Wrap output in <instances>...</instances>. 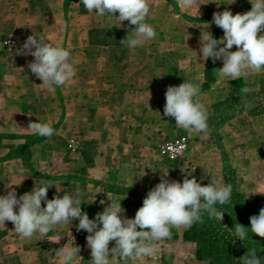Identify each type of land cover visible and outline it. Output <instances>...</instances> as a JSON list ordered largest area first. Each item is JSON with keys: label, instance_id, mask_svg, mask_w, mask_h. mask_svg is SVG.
I'll list each match as a JSON object with an SVG mask.
<instances>
[{"label": "crops", "instance_id": "0c3cea01", "mask_svg": "<svg viewBox=\"0 0 264 264\" xmlns=\"http://www.w3.org/2000/svg\"><path fill=\"white\" fill-rule=\"evenodd\" d=\"M32 1L0 0V44L9 31H14L16 35L22 32L18 31L22 26L18 17L10 18L7 14H16L19 11L34 12L32 7L35 2L32 3ZM61 1L64 3V0ZM163 2L164 4L155 5L153 11L162 12V10H165L171 12V8L168 10V1L164 0ZM200 2L207 4L200 6L199 16L196 14L195 9L183 11L194 17L191 24L195 25L196 33L183 39L179 37L167 38L162 37L161 34L165 28L160 26L159 38L147 41L148 44L157 46V51L155 50L153 53V60L158 63L162 61V54L159 52L161 51L160 46L181 44L187 52L180 61L183 63L173 64V67L171 65L165 72L162 71L161 64H157V67L155 65L147 75L159 78V83L162 76L191 78L190 82L195 80L193 84L200 88L197 99L205 105L209 115L210 110L216 104L225 101L230 95L262 91L264 69L259 73L249 75L247 78L241 77L231 81L219 78L217 72L218 69L223 67L222 60L213 63L212 59L209 58L204 61L202 54L199 52V37L202 30L210 31L213 37L217 30L214 23L207 29V23L212 20L206 17L211 13L223 12L224 10H230L233 15L243 14L250 11L252 5L249 0H235V3H232V0H200ZM179 11H182L180 6ZM154 25H157V23H154ZM223 35L214 38L220 39ZM89 42L91 43L93 40L90 39ZM236 50V46L231 49V51ZM17 53L13 58H10L2 53L0 48V135H3L0 139V195H6L11 188H15L19 197L26 192H30L35 186L41 187L51 182L62 190L57 193L56 186H50L47 193L49 200L56 195L62 197L66 193L74 196L79 190L82 193L81 199L85 202L82 203V206H85L95 218L98 212H102L111 203L108 194L117 202L122 200L121 206L126 210L124 216L134 218L136 211L141 207L142 199L146 197L150 189L160 182L162 175L161 169L155 162L156 152L149 150V146L155 142V137L151 136V139H149L150 136L147 137L146 147L140 148L142 152H123L121 151L122 147L130 149V144L126 140L118 139L121 132H126V129L124 131L120 130L117 126L122 124L123 119L115 120L114 117L108 115L99 117L100 114L98 115L97 112L94 119L83 122L79 118L80 112L75 111L72 119L71 116L68 117L71 119L74 128H76V135L80 139L81 147L75 152H53L54 143L62 140L60 134L58 137L53 135L51 138H47L31 147V152L28 153L29 163L21 152H16L18 145L21 143V137L31 134L27 130L29 124L38 122L39 118V122L50 123L51 125L60 117L57 116L58 113L52 111L53 107L49 105L47 100L48 91L41 85L42 81L37 79L27 67L28 63L34 60V57L31 55H18ZM132 54L134 55V52ZM172 55L174 56L171 53L170 59H172ZM130 57L131 60L136 59L139 63L134 68H131L130 63H127L125 68L123 67L121 75L129 77L145 75L144 67L140 66V60H144V58L140 57L138 53H135V57ZM102 58L103 55L100 58L98 55H92L86 58V61H101ZM114 59L109 52H105L106 62ZM184 61L189 62V64H185ZM191 61L194 62L193 65ZM106 66L105 72L101 75L114 76V72L110 71L113 68L110 69L108 65ZM95 74L96 72L94 73V70L91 69L89 75L95 76ZM170 82V86H178V81L171 79ZM129 88H132V85ZM133 90L135 89L133 88ZM127 102L126 100L125 108H129ZM130 130L131 133L133 132L136 135H146L145 133L148 132L146 129L134 130L130 127L127 132H130ZM184 132L194 136L196 150L193 149L192 152H194V156L202 153L204 164L199 166L195 160H192V164L186 161V167L180 165V168L174 170L172 174L174 177H171L175 181L182 183L184 176L187 175L189 178L195 177L202 186L208 184L210 177L217 178L223 183V162L225 165L230 163L236 168L239 179L241 174L248 171L244 166H264V112H242L233 115L221 123L217 134L209 131L207 135L190 133L185 130ZM215 135H217V139H215ZM225 152L227 153L226 161L217 163L212 160L215 156L221 157V154ZM169 179L171 180V178ZM10 185L11 188L8 187ZM242 187H244L246 195L250 193V186ZM101 200L105 203L101 204ZM249 200L257 201L255 198ZM42 206L46 207V204L42 202ZM65 228L66 224L57 225L44 240H41L38 235H34L31 239H24L13 231L14 225L10 221H6V229L0 228V264H59L55 257V250L68 243ZM186 229L182 227L175 232V236L181 244L183 242V245H189V248L193 249L191 256L194 255L195 258L191 259L190 262H185V264H205V262L196 258L197 243L195 241H185ZM171 232L174 236L173 229H171ZM48 238H60V241L56 243L47 240ZM114 246L115 242H110L109 247ZM89 254H91V250L86 242L80 247L78 254L80 257H77L76 264H91L87 260ZM148 263L160 264L157 262Z\"/></svg>", "mask_w": 264, "mask_h": 264}, {"label": "rangeland", "instance_id": "374dc122", "mask_svg": "<svg viewBox=\"0 0 264 264\" xmlns=\"http://www.w3.org/2000/svg\"><path fill=\"white\" fill-rule=\"evenodd\" d=\"M163 1L149 0L151 11L146 18V22L155 29L157 34L155 39L159 38L160 26L165 28L162 31V37L167 38L179 37L183 39L197 32L195 25L191 24L194 17L190 13L179 11L178 0H167L168 10L171 8V12L165 10L154 12L153 7L164 4ZM34 2L35 5L32 7L34 12L19 11L16 14H7L10 18L18 17L19 23L22 25V30L19 28L18 31L22 32L16 35L14 31H9L1 41L0 48L2 53L13 58L16 52L22 49L27 37L34 34L44 36L49 43L62 46L70 51L71 62L76 69L75 77L67 85L56 87L54 93H47L48 103L53 107L52 111L58 113L57 116L60 117L51 124L54 129V136L58 137L60 134L62 139L60 142L54 143L53 152H75L81 147L80 139L76 135V128H74L71 121L73 112H80L79 118L83 122L94 119L98 112L99 117L108 115L114 117L115 120L123 119L122 124L117 126L120 130L124 131L126 129V132H121L118 139L126 140L130 144L129 150L126 147L121 148L123 152H142L140 148L146 147L147 137L150 136L149 139H151V136H154L155 142L149 146V150L156 152V165L161 169V173L168 171V179L174 180L172 175L174 170L180 168V165L186 167L187 162L192 164V160H195L199 166L204 164L202 153L194 156L195 154L192 152L193 149L196 150L194 136L178 128L174 118L165 117L163 114L166 103L165 92L171 84L170 80L178 81L177 85L179 86L185 80L191 81V78L162 76L159 83V78L147 75L150 69H153L155 65L157 67V64H161L162 71L165 72L171 65L173 67V64L183 63L180 61L187 53L184 46L181 44L160 46L161 51L159 52L162 54V61L158 63L153 60V53L155 50L157 51V46L154 44H148L147 42L143 46L130 50L120 43L129 31L135 29V26L130 25L129 21H124L122 26L117 27L118 21L116 18L100 17L95 12L89 13L80 3V0H64V3L61 0H33L32 3ZM116 15L118 16L119 13L117 12ZM212 17L213 13L206 18L212 20ZM154 23H157V25H154ZM188 25L192 26L188 27ZM221 34H224L223 30L217 27L214 37ZM9 39L15 43L12 49H8L5 45V41ZM90 39L93 42L90 43ZM105 52H109L110 56L115 59L106 62ZM133 52L134 55H131ZM135 53L144 58V60H140V66L144 67L145 75L137 77L121 75L123 67L125 68L127 63H130L131 68L137 67L138 60H131L130 57H135ZM171 53L174 54L172 59H170ZM92 55H98L99 58L103 55V58L101 61H86V58ZM184 63L189 64L185 61ZM191 63L194 64L192 61ZM106 65L110 69L113 68L110 71L114 72V76L101 75L105 72ZM91 69L94 70V73L96 72L95 76L89 75ZM193 82L195 80H192ZM130 85H132V88H129ZM126 100L129 108H125ZM60 112L62 113L60 114ZM242 112H264V83L260 92L230 95L225 101L216 104L210 110L207 118L209 132L217 134L221 123ZM68 116H71V119ZM129 127L134 130L146 129L148 132L145 133L146 135H136L133 132L131 133V130L127 132ZM181 136L187 137L189 147L180 158L170 161L161 154V145L167 140ZM2 137L3 135H0V139ZM21 138V143L18 145L16 152H21L30 163L28 153L31 152V147L47 139V137L27 134ZM215 139H217V135H215ZM212 160L217 163L226 161L227 153L221 154V157L215 156ZM222 167L224 173L223 184L232 186L230 201L224 205L217 204L215 206L223 211V219L219 221L215 218H209L207 213H204L202 223L196 222L191 227H187L184 235L185 241H192L190 239L193 237L200 239V246L197 245L200 254L197 250L196 258L205 262V264H242L241 258L251 248L257 250L261 264H264V238L252 234L250 230H248V238L244 242L234 236V225L236 223L250 228V217L258 215L260 209L264 207V194L250 195L247 198L249 194L246 195L244 187H242L250 186L249 192L253 190L264 192V166H244L248 171L241 174L240 179L233 165L230 163L225 165L223 162ZM256 169L258 170L256 171ZM259 169L261 170L259 171ZM250 198L253 200L255 198L257 201H250ZM142 203L143 199L140 203L141 206ZM81 209L88 214L90 219H95L85 206L81 205ZM78 223L79 221L73 220L71 225L66 224V241L72 246L81 247L87 242L86 237L89 233L78 238L75 234ZM172 229L174 236H171V239L159 242L157 244V254L148 258L146 264H149L148 262L185 264V262H190L191 259L195 258L194 255L191 256L193 249L191 250L189 245H183V242L181 244L175 236L177 229ZM91 259V254H89L87 260L91 262ZM118 264H124V261L120 260Z\"/></svg>", "mask_w": 264, "mask_h": 264}, {"label": "clouds", "instance_id": "9594fccd", "mask_svg": "<svg viewBox=\"0 0 264 264\" xmlns=\"http://www.w3.org/2000/svg\"><path fill=\"white\" fill-rule=\"evenodd\" d=\"M249 2L252 5L251 10L243 14L233 15L230 10L213 14L212 21L207 23V29L214 23L223 30L222 38L216 39L210 31L203 30L199 37L202 59L207 61L211 58L213 63L222 60L223 67L217 72L221 79L231 81L247 78L264 69V0ZM80 3L89 13L116 18L117 27L122 26L124 21L134 25L135 29L129 31L120 41L130 50L154 40L157 35L155 29L146 22L150 13L149 0H80ZM178 4L182 11L195 9L199 16L200 6L207 3L200 0H178ZM233 46H236V51H231ZM17 54L34 57L27 67L50 93H54L56 87L67 85L76 75L70 51L49 43L44 36H28ZM199 94V86L187 80L179 86H168L163 114L165 117L174 118L180 129L207 135L208 112L205 105L197 99ZM27 130L41 137L51 138L54 135L50 123H41L39 118L38 122H31ZM167 177L168 171L162 172L160 182L147 192L134 218L124 216L126 210L121 206L122 200L117 202L108 194L111 203L102 212H98L95 219H90L81 209L85 202L82 201L79 190L74 196L66 193L62 197L56 195L49 200L48 189L54 183L35 186L19 197L15 188L10 185L8 187L11 190L6 195H0V228L6 229V221H10L14 225L13 231L20 237L31 239L38 235L44 240L57 225H71L73 220H78L77 231L84 230L89 233L86 241L91 250V264H118L120 260L124 264H146L148 258L157 254V244L171 239L172 228H187L196 222L202 223L204 213L209 218L221 221L223 211L215 206L224 205L231 198L232 186L224 185L214 177H210L208 184L203 186L195 177L189 178L185 175L182 183ZM56 190L59 193L62 189L56 186ZM255 194L264 192L253 190L247 198ZM42 202L46 207L42 206ZM100 203L104 204L105 201L101 200ZM250 225V228H246L236 223V239L244 242L248 238V230L264 238V207L258 215L250 217ZM47 240L59 243L60 238ZM112 241L115 246L110 248ZM79 252V246H69L67 243L55 250V257L59 264H76L77 257H80ZM241 261L242 264H261L255 248L249 249Z\"/></svg>", "mask_w": 264, "mask_h": 264}, {"label": "built area", "instance_id": "2783aa9c", "mask_svg": "<svg viewBox=\"0 0 264 264\" xmlns=\"http://www.w3.org/2000/svg\"><path fill=\"white\" fill-rule=\"evenodd\" d=\"M5 45L7 46L8 49H12L15 46V43L11 39H9L5 41ZM188 147H189V142L187 137L181 136L178 138L165 141L161 145V154L164 155L170 161H175L187 151ZM75 234L79 238L85 236L87 232L84 230L77 231L76 229Z\"/></svg>", "mask_w": 264, "mask_h": 264}, {"label": "trees", "instance_id": "16d2710c", "mask_svg": "<svg viewBox=\"0 0 264 264\" xmlns=\"http://www.w3.org/2000/svg\"><path fill=\"white\" fill-rule=\"evenodd\" d=\"M194 238V237H193ZM190 239V240H192V241H195L196 243H197V245H199L200 246V239H196V238H194V239ZM201 248V247H200ZM198 253L200 254V250L198 249Z\"/></svg>", "mask_w": 264, "mask_h": 264}]
</instances>
